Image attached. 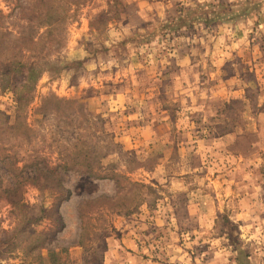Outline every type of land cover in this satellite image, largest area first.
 I'll return each instance as SVG.
<instances>
[{
  "label": "rangeland",
  "instance_id": "rangeland-1",
  "mask_svg": "<svg viewBox=\"0 0 264 264\" xmlns=\"http://www.w3.org/2000/svg\"><path fill=\"white\" fill-rule=\"evenodd\" d=\"M1 187L0 264H264V0H0Z\"/></svg>",
  "mask_w": 264,
  "mask_h": 264
},
{
  "label": "trees",
  "instance_id": "trees-1",
  "mask_svg": "<svg viewBox=\"0 0 264 264\" xmlns=\"http://www.w3.org/2000/svg\"><path fill=\"white\" fill-rule=\"evenodd\" d=\"M60 172V166L55 167L54 169L50 170L51 173V181L53 182L54 185V191L58 195H63L66 193V195H70V193L63 187V182L61 180V176L59 174ZM2 191V187L0 188V193ZM9 199V198H7ZM11 206H13L16 210V208L20 207V202L21 200L18 199H9L7 200ZM27 208V207H26ZM41 214H44V211H40ZM43 217L40 216L38 218H33V217H27V215H24L22 217V223L19 225V227L15 228L13 233L8 236V243H11L12 240L14 239L15 236H20V235H25L26 237L29 238V236H34L33 242L29 245L27 250H25V254H36V257L40 262L46 261L48 264H66V260H63V255L67 252L66 248H60L59 250L56 249H49L48 246V239L46 233H41L36 236V233L34 230L31 229V226L34 224L35 221L41 220ZM22 226V227H21ZM21 227V228H20ZM36 236V237H35ZM46 246V247H45ZM47 252V255L45 258H43L41 252L43 251Z\"/></svg>",
  "mask_w": 264,
  "mask_h": 264
},
{
  "label": "crops",
  "instance_id": "crops-1",
  "mask_svg": "<svg viewBox=\"0 0 264 264\" xmlns=\"http://www.w3.org/2000/svg\"><path fill=\"white\" fill-rule=\"evenodd\" d=\"M145 229H147L146 226H145L144 228L140 229L139 232L142 233L141 231H145ZM130 233H133V232L131 231ZM145 234H146V233H145ZM148 234H149V233H148ZM144 236H145V235H144ZM140 238H141V237H140ZM141 239H142V238H141ZM129 243H130V247L132 248V247H133V245H132V241H130ZM173 247H174V246L172 245V248H173ZM188 247H189V246H188ZM156 248H158V246H156ZM178 248H179V247H178ZM149 249H154V246L151 245V246L149 247ZM180 250H181V249H180ZM150 251H151V250H150ZM151 254H152V251H151V253H150L149 255H151ZM149 255H148V256H149ZM179 259L183 260L184 258H178V260H179ZM172 260H173V259H172ZM172 260L170 261V263H172ZM148 262H149V263H152V261L150 260V261H146L145 264H148ZM168 263H169V262H168ZM179 264H183V263L180 262Z\"/></svg>",
  "mask_w": 264,
  "mask_h": 264
}]
</instances>
